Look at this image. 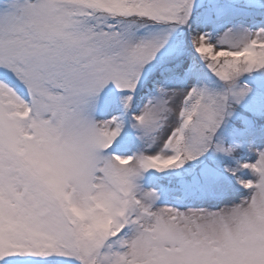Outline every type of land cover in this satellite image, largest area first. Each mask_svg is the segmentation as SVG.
I'll return each instance as SVG.
<instances>
[{"label": "snow or ice", "instance_id": "snow-or-ice-1", "mask_svg": "<svg viewBox=\"0 0 264 264\" xmlns=\"http://www.w3.org/2000/svg\"><path fill=\"white\" fill-rule=\"evenodd\" d=\"M0 264H264V0H0Z\"/></svg>", "mask_w": 264, "mask_h": 264}]
</instances>
